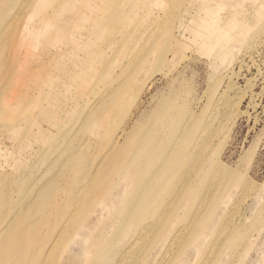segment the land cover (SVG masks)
Wrapping results in <instances>:
<instances>
[{"label":"rangeland","instance_id":"374dc122","mask_svg":"<svg viewBox=\"0 0 264 264\" xmlns=\"http://www.w3.org/2000/svg\"><path fill=\"white\" fill-rule=\"evenodd\" d=\"M80 1L0 40V264H264V0ZM142 151L154 191L118 224Z\"/></svg>","mask_w":264,"mask_h":264},{"label":"bare ground","instance_id":"6f19581e","mask_svg":"<svg viewBox=\"0 0 264 264\" xmlns=\"http://www.w3.org/2000/svg\"><path fill=\"white\" fill-rule=\"evenodd\" d=\"M50 1L51 0H6L4 2V6L3 8H0V40L1 38L8 32L9 29V24L11 23L12 20H14L15 18H17V16L19 17L22 10H26L27 9V13H30V8L34 9H38V8H42L43 9V19L44 20H48L50 18V10H45V8L47 6H50ZM103 1V0H101ZM77 3V2H76ZM90 4V0H81L80 2H78L76 5H83V6H88ZM76 6L74 5V7L70 8L68 10V15L71 16H78L76 13ZM45 10V11H44ZM14 11V14L12 13ZM23 13V12H22ZM16 20V19H15ZM6 22V23H5ZM5 23V24H4ZM12 24V23H11ZM63 25V27H67L66 23H61ZM74 32H76L75 30H77L79 32V34L76 36L75 34L72 35L73 38H77V37H81L84 34V31L79 29V28H74L73 29ZM80 42V41H79ZM90 45H91V41L88 42L87 44L83 45L81 48L78 47L79 49H90ZM99 114H97L98 116ZM146 138H148V135H144L142 139L138 140L137 143L136 141H130L129 140V135H127L122 143V146L124 148L126 147H131L132 149H138L139 146L146 144ZM109 144V145H108ZM106 145V147L108 146H112V142ZM135 152V151H134ZM134 152L131 155H125V154H121L119 156V159L117 162H114L116 165V168L114 169L115 173L114 176L116 177L114 179L113 182H110V185L112 186L113 184H117L119 182H124V187H123V191H126L128 188V194H125L124 196L121 197V200H117V207L118 210H122L124 214L117 217L115 219L116 223H120V224H124V225H128L130 224V222H132L135 218L133 217V219L131 221H128V217L131 215V212L134 210V205L137 201H140V204L143 205L142 209H144V205H145V201H146V196L147 194H151L154 191V188L152 187V185L155 183V181L153 180L154 176L152 175V167L155 166V164L151 161V157L146 156L143 151H142V155L144 156V158H142V165L140 166H125V164L127 162L130 163H135L137 161L136 156L134 154ZM157 158V157H156ZM161 159V158H160ZM158 163H160L161 160H158ZM107 163V162H106ZM187 162H183V164H186ZM181 164V165H183ZM113 164L109 161L103 170H105V168H108L109 166H112ZM179 170V168H178ZM125 172V173H123ZM178 172V171H177ZM176 174V173H175ZM174 174V175H175ZM54 179H52L51 181H53ZM103 184V183H102ZM101 184V185H102ZM48 187H50L49 184H47ZM98 186L96 188H94L91 193H94L96 191H99L101 189L102 186ZM162 190V189H161ZM159 188L158 190L156 189V191L160 192L161 191ZM46 188L42 189L40 192V195L45 196L46 194H50V192H45ZM125 204V205H123ZM39 208V207H38ZM117 210V209H116ZM144 215L142 212H140L139 216ZM14 219V218H13ZM19 220V219H18ZM18 220L16 221V223H18ZM7 222H5L0 228H2L3 226L6 225ZM12 223L14 224V222L12 221ZM11 223V224H12ZM37 222L33 221L29 224V226H31V229H33L34 227L37 226L36 224ZM15 230H17L16 233H18L19 235L23 234V232H25L27 230V228L21 227V228H16ZM15 233V234H16ZM14 234V235H15ZM50 234V233H49ZM29 242L27 241V243L24 245V249H26L27 247H29ZM0 253L3 254L0 250ZM84 253L86 254V250L84 251ZM40 254H36V260L34 264H38L39 261ZM21 261L23 260V256L20 259ZM75 260V259H74ZM70 261V260H69ZM22 264V263H20ZM50 264V262H49Z\"/></svg>","mask_w":264,"mask_h":264}]
</instances>
